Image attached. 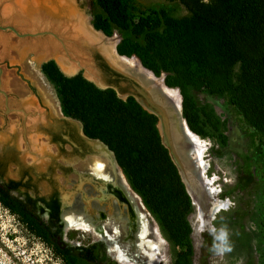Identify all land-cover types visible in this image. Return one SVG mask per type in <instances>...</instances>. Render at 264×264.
<instances>
[{
  "label": "trees",
  "instance_id": "trees-1",
  "mask_svg": "<svg viewBox=\"0 0 264 264\" xmlns=\"http://www.w3.org/2000/svg\"><path fill=\"white\" fill-rule=\"evenodd\" d=\"M166 1H179L187 14L176 18L158 6L134 19L129 0H94L92 26L108 38L117 32L119 55L135 56L155 76L164 75L166 86L179 90L183 117L193 133L203 136L188 91L224 99L257 160L264 163V0ZM41 72L54 88L63 116L80 122L87 138L114 154L169 243L173 264H192L188 218L194 206L161 143L157 118L133 97L124 101L80 74L64 76L52 61ZM0 205L51 246L64 264H95L90 256L60 250L50 228L4 186Z\"/></svg>",
  "mask_w": 264,
  "mask_h": 264
},
{
  "label": "rangeland",
  "instance_id": "rangeland-1",
  "mask_svg": "<svg viewBox=\"0 0 264 264\" xmlns=\"http://www.w3.org/2000/svg\"><path fill=\"white\" fill-rule=\"evenodd\" d=\"M72 2L82 19L92 26L94 0H72ZM129 4L133 7L132 17L134 19L136 16L158 6L168 10L171 16L176 18H181L187 14L186 9L179 1L129 0ZM7 5L11 8V5L13 6L12 1L0 0L1 26H11L20 34L35 33L37 31L56 33L54 29L44 24V22H39V25L36 23L34 26L31 25V19L27 25L25 22V24L23 23L24 25L14 22L10 16L12 11ZM6 11L9 15L5 14ZM5 15L8 16L9 20ZM41 16L46 17L44 13ZM92 28L94 27L92 26ZM56 35L58 34L56 33ZM0 36L5 38L7 42L5 54L3 56L0 55V68L3 70L1 90L9 95L10 108L23 107L28 109L30 108L27 105V103L29 104L28 101L32 99L36 102L37 96L50 109L52 116L55 113L59 114L61 108L55 90L47 81L38 65V61L41 64V62L53 59L55 56L47 58L42 53L34 52L29 47L32 43L41 41V39H20L11 31H0ZM125 36L130 37L129 34ZM112 37H115L118 41L121 40V36L117 32ZM50 38L54 43H58L56 39ZM107 39L109 38L107 37ZM75 53L76 56L70 53L74 60L83 58L82 60L87 62L85 60L89 54L87 49L83 52L77 50ZM39 55H42L43 58ZM63 57L60 58L62 59ZM61 59L58 60L56 57L55 61L62 62L63 60ZM72 66L77 70L74 73L67 74L62 72L61 69L59 70L66 77L73 76L75 72H77L75 75H78L79 67ZM84 76L87 79H93L90 75L84 74ZM95 80L94 82H96ZM97 84L100 85V83ZM124 93L119 92L118 94L124 95ZM188 94L193 107L196 109L197 127L203 135H198V137L205 146L204 161L207 165L205 177L209 181L211 188L218 193L217 199L228 201L229 203L227 211H221L217 215L216 221L213 223L215 229L213 234L199 232L202 223L194 206V210L188 218L192 230V264H264V163L257 160L248 141L231 116L224 99L194 90H189ZM4 107L3 96L0 94V149L3 148L5 143L9 145L10 149L15 146L16 148L14 149L18 151L24 149H31V151L49 148L56 149L53 146L48 148L47 141L44 140L45 137L38 133L36 125L38 123L46 124L44 116L38 118L35 115L34 117H27L20 122L16 112H10L7 115L2 111ZM36 108L42 115L43 110L38 105H36ZM24 130L27 131L26 139L28 144L26 147H24ZM66 149H70V147L66 146ZM21 158L24 162L28 161L26 165H30L33 161L32 155L25 154ZM68 160L74 163L72 167L76 171H87V163L74 162L75 160L73 161L71 158ZM12 167L14 168V165L10 164L9 171L13 170ZM45 170L46 168L43 166L32 169L30 173L33 179L31 184L41 194L48 195L50 187L47 186V181L43 178L35 180L33 177L34 174H47L50 180H55L59 190H62L65 185L64 174L62 173L64 171L56 167L50 172ZM76 180L75 177L70 175V179L67 182L71 184L66 187L74 186ZM146 221L149 233L148 239L159 248L158 264H173L174 253L157 223L150 214H146ZM101 225L108 228L105 223H101ZM66 231V241L69 242L71 247H90L97 244L101 248L98 254L101 264H123L115 252L119 250L122 253V251L118 247H115L114 250L112 246H108L107 243L103 242L104 239L98 237L93 230L96 235L91 231L73 229ZM121 244L126 254H124L125 258H128L132 264H146L149 262L148 256H143L126 244ZM103 247L111 251L105 253ZM0 264L64 263L51 247L31 235L15 216L0 205Z\"/></svg>",
  "mask_w": 264,
  "mask_h": 264
},
{
  "label": "flooded vegetation",
  "instance_id": "flooded-vegetation-1",
  "mask_svg": "<svg viewBox=\"0 0 264 264\" xmlns=\"http://www.w3.org/2000/svg\"><path fill=\"white\" fill-rule=\"evenodd\" d=\"M59 44H56V47L57 45L59 47H57L59 49L58 52L53 55L55 56V59L57 57L58 60H60V57H63V55H65L61 59L63 60L62 62H65L67 66L75 65V67H79L80 69L78 73L81 74L83 78H85L84 74H87L93 77L94 80L98 78L95 81L104 86H117L119 89L118 91H115L112 88H108L113 90L116 93L117 97V92H125L126 94H128V88L130 86L127 81L128 79L113 70L110 65L118 70L120 69V71L122 72L133 75L128 67L118 68V66L111 61V58L106 55V53L101 52L97 47L93 45H83L80 48L75 49V52H77V50L82 52L85 49L88 50V58L85 59L87 62H84V60H82L83 58H80L81 60L79 58L74 60V58L70 56V53H72V49L70 50V48L63 45L65 47V50H63L64 48H61V44ZM29 47L35 52L33 45H30ZM75 52H73L71 55L76 56ZM39 56L43 58L42 55ZM58 60L56 62L54 59H50L48 61L41 62V64L40 61H37L41 69L43 64L50 61L54 62L59 68ZM92 84L97 87L96 84ZM5 94L7 97L6 99L2 95L5 106L2 110L4 113L8 115L10 112H16L20 122H22L27 117L34 116V113L32 111H28L23 107L10 108V97L7 93ZM129 97L131 96H128L127 98ZM36 100V104L40 109L43 110L42 116H44V120L46 122L45 125L41 123H38L36 125L38 127V133H41L45 137L44 140L47 141L46 144H48V148L53 146L56 149H40L39 151L24 149L22 151H18L17 149H14L16 148L15 146H13V149H10L9 145L5 143V145H3V148L5 149H0V186H4L6 188V191H8L11 196L28 204L29 207L34 210L35 214L52 231V238L54 240V243L60 250H72L71 253L74 256H79L80 254H84L85 257L90 256L95 264H101L100 260L98 259V254L101 251L100 245L95 244L91 245L90 247L78 246L73 248L71 247L69 242L66 241L65 233L67 232L66 230L70 229H66L63 231L60 228V221L62 216L60 215L62 210L61 208L63 202L66 200L67 202L72 201V203L81 205V207L83 205L82 211L87 213L86 217L95 222V227L100 228L101 230L103 229L102 232L104 235L97 236L101 239H104L103 242L107 243L108 246H112L114 250L115 247H118L124 255L125 252L121 247V243H123L124 245L126 244L130 248H133L126 242L124 231H129L136 227V214L138 212L142 214L145 222L147 223L146 212L143 209L141 210V207L138 204V199V203H134V208L129 199L125 196L121 185H119L117 182L119 180V176L114 167L111 169L107 168L106 170H102V173L97 172V169H95L94 167V160H97V158L92 147L90 148L91 145L89 146L83 139L85 135L82 130V125L79 128L75 123L76 120L64 117L61 111L59 112V114L55 113L52 116L50 109H48L43 104L41 98L36 96ZM68 119L73 121H69ZM26 132V130H24L23 132L25 141L24 147H26L28 144V141L26 139ZM12 139L14 140L13 137ZM66 146L70 147V149H66ZM25 154H28L30 156L32 155L33 161L30 165H26L28 161L24 162L21 158V156ZM69 158L73 159V161L75 160L74 162L81 161L83 164L87 163V171H76L72 167L74 163L69 162ZM10 164L14 165V168L12 167V171H9ZM42 166L46 168V172L52 171L54 167L64 171L62 173L64 174L65 185L62 190H59V188L56 186L55 180H50V177H48L47 174H34L33 177L35 180H40L41 178H43L47 181V186L50 187V192L48 193V195L41 194L40 191H38V189H36V187L31 184V180H33L30 175L32 169H35V167L40 168ZM70 175L75 177L77 180L74 186L66 187L70 186L71 184L67 182L70 179ZM122 178L123 184L126 185L123 176ZM93 180H96L97 182L94 183L92 182ZM138 208L140 209L138 210ZM101 223H105L108 228H105L103 225H101ZM91 232L93 231L91 230ZM58 236L62 237V239L57 240ZM148 237L149 236L145 238L146 241H150ZM103 249L105 250V253L111 251L106 249L105 247H103ZM133 249L145 256L144 253L137 250L136 248ZM126 260L129 264H132L128 260V258H126Z\"/></svg>",
  "mask_w": 264,
  "mask_h": 264
},
{
  "label": "bare ground",
  "instance_id": "bare-ground-1",
  "mask_svg": "<svg viewBox=\"0 0 264 264\" xmlns=\"http://www.w3.org/2000/svg\"><path fill=\"white\" fill-rule=\"evenodd\" d=\"M11 1L13 6L11 5V8L8 5L7 6L12 11L10 12L11 13L10 16L12 17L11 19L14 22H17L18 24L21 25L25 22L27 25L29 20L31 19V23H32L31 25L33 26L36 23L38 24L39 22L40 23L44 22V24L50 26L52 29L56 31V33L60 36L63 45L65 47L67 46L68 48H70V50L72 49L71 51L72 53L75 52L76 48H80L83 45H93L97 47L101 52L106 53V55H108L111 58V61L115 65H117L118 68L128 67L130 72L136 78L140 79V81L142 80V78L145 80H152L153 78H155L153 77L152 73L143 69V67L141 66V64L137 59H126L124 57H120L115 50L118 40H116L115 37L109 39L104 38V36L100 32L95 31L92 28V26L88 25L86 21L82 19V16L77 12L76 7H74L73 5L72 0H11ZM42 12L45 14L46 17L41 16L43 15ZM5 14H7V11ZM32 14L34 15L32 16ZM6 17L8 18V16ZM5 40H6L5 38L0 36L1 56H3L6 52L5 49L7 47L6 45L7 42ZM56 44L50 39L42 40V41L39 40L38 42L35 41L34 43H32L35 51L42 53L43 56L55 55L59 50L58 49L59 47L57 45L58 47L57 48ZM58 63L62 72L69 74V73H74V71H76L74 67L67 66L65 62H58ZM163 81L164 80L162 77L159 81L161 85ZM166 91L172 96L175 95L177 100H179V96L175 91H168V90ZM185 129L187 131L186 133L188 137H190L191 141H193L194 144V146L192 147L193 158L189 160L190 166H192V170L197 174L201 184V188H203L206 198V202L198 203L197 199L194 198V195L189 192L193 196V204L199 213L198 217H200L199 220L202 223L199 232H209L213 234L215 232L213 223L214 221H216L217 215L221 211H225V210L227 211V209L229 208V203L228 201L217 199L218 193L213 188H211V186L209 185V181L205 177L207 171L206 170L207 165L205 164L204 161L205 146L203 142L198 136L194 135L192 131L187 129V127H185ZM90 145L93 151L95 152L97 158V160H94V167L95 169H97V172L102 173V170H106L107 168L111 169L114 167L119 176V180L117 181L118 184L121 185V188L125 196L129 199V201L135 208L134 203L136 204L138 203L137 198L134 195H132L131 192L127 189L126 185L123 184V178H122L123 175L121 176L122 172L120 173V169H118L119 167L116 165L112 154L108 152L102 145L96 142H92ZM82 207L81 205L72 203V201L67 202L65 200L63 202L61 219L65 221L66 229H79V230L81 229L83 231L93 230L98 236L104 235L102 232L103 229L101 230L100 228L95 227V222L89 219L88 217H86L87 213L82 211L83 210ZM139 209L140 208H138V210ZM136 215H137L136 227L129 231H124L125 240L129 244V246L136 248L137 250L144 253L145 256L149 257V262L146 264H158L159 253H160L159 248L156 244L151 243L150 241H146L145 238L149 235V233H148L147 225L145 223V219L142 216V214H140L139 212ZM116 253L121 263L129 264L126 258L123 257V254L119 252V250L118 251L116 250Z\"/></svg>",
  "mask_w": 264,
  "mask_h": 264
},
{
  "label": "water",
  "instance_id": "water-1",
  "mask_svg": "<svg viewBox=\"0 0 264 264\" xmlns=\"http://www.w3.org/2000/svg\"><path fill=\"white\" fill-rule=\"evenodd\" d=\"M0 31L1 32L11 31L16 37H18L20 39L38 38V39H41V41L47 40V39H50L52 41V39L50 38V37H52V38L56 39V41L61 44V48H64L63 50H65V47L63 46V42L61 41L60 36L56 35V33L48 32V31L47 32H38L37 31L35 33L20 34L13 27L8 26V25H6V26L0 25ZM95 31H97V30H95ZM97 32H100V31H97ZM104 38H107V37L104 36ZM119 41H118V43H119ZM118 43H117V45H118ZM116 53L118 54L117 50H116ZM119 56L124 57L126 59H137L135 56H131V57H126V56H121V55H119ZM48 57H53V56L50 55V56H47V58ZM47 58H45V59H47ZM53 59L55 60L54 57H53ZM139 63H140V61H139ZM141 66H142V64H141ZM110 67L113 70H115L117 73H120L123 77L127 78L128 79L127 81L130 85L128 88V94H124V95L118 94V97L124 101L127 99L128 96L133 97L137 101V103L146 112L154 115L157 118V128L159 131L161 143L168 150L169 156H170L172 162L174 163V165L176 166L178 173H179V176L181 178V181L184 184L185 190H186L188 196L190 197V199L192 201V205L194 206L192 194L194 195V198L197 199L198 203L206 202L205 193L203 191V188H201V184H200V181L198 179V176L192 170V166H190L189 160L191 158H193L192 147L194 146V144H193V141H191L190 137H188V135L186 133L187 131H186L185 127H187V129H189V127L186 123V120L183 117L182 98H181V95L179 93V90L177 88H169L168 86H166L164 81L161 85V83L159 81L162 77L164 80L165 76L164 75L155 76L153 74V72L144 68L143 66H142L143 69L152 73L153 77H155V78H153L152 80H145L142 78L143 81L142 80L140 81L135 76H133L129 73L122 72V71L112 67L111 65H110ZM59 69H60V67H59ZM2 73H3V70L0 68V94H2L6 99L7 98L6 94L1 90ZM75 74H73V76H75ZM73 76H71V77H73ZM87 80L96 84L97 87L99 89H102V90H105L108 88H112L115 91L119 90L118 87L115 85L104 86V85L100 84V85H102V86H100L99 84H97L98 82H94V80L91 78L87 79ZM166 90L175 91L179 96V100H177L175 95H173V96L170 95ZM117 93H119V92H117ZM68 120L73 121L70 119H68ZM75 123L77 125H81V123H79L77 121H75ZM193 134L198 136L195 133H193ZM83 139L85 140V142L89 146H90V143H92V142H96V143L102 145L108 152H110L112 154V156L115 160L114 154L102 142H100L98 140L89 139L85 136L83 137ZM90 148H91V146H90ZM115 163L118 166L116 160H115ZM119 169H120V167H119ZM122 175H123V173H122ZM92 182L95 183L97 181L93 180ZM125 183L127 185V188L129 189V191L132 193V195L137 197L141 208L146 212L147 215H149L145 206L142 203L141 198L131 189L126 178H125ZM189 192L192 194H190ZM62 200H61V205H62ZM61 209L63 210V205H62ZM62 210H61V213H62ZM61 213H60V215H61ZM60 228L63 231L66 230L65 221L63 219H61V221H60ZM61 239H62V237H59V236L57 237V240H61Z\"/></svg>",
  "mask_w": 264,
  "mask_h": 264
},
{
  "label": "crops",
  "instance_id": "crops-1",
  "mask_svg": "<svg viewBox=\"0 0 264 264\" xmlns=\"http://www.w3.org/2000/svg\"><path fill=\"white\" fill-rule=\"evenodd\" d=\"M28 102H29V104L27 103V105H29L30 108H28L26 110L32 111L34 113V116L36 115L38 118H40L42 115H40V113L38 112V110L36 108V105H37L36 102H34L32 99H30ZM34 116H32V117H34ZM78 127L80 128L81 125H78Z\"/></svg>",
  "mask_w": 264,
  "mask_h": 264
}]
</instances>
